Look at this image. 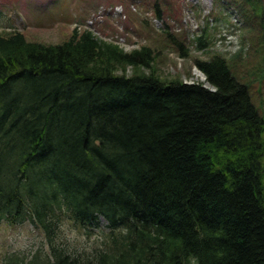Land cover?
<instances>
[{
  "label": "trees",
  "instance_id": "1",
  "mask_svg": "<svg viewBox=\"0 0 264 264\" xmlns=\"http://www.w3.org/2000/svg\"><path fill=\"white\" fill-rule=\"evenodd\" d=\"M156 60L89 29L59 43L0 33V221L47 243L1 264H264V113L249 84L218 53L195 60L204 80L162 77ZM100 217L103 245L66 241V220Z\"/></svg>",
  "mask_w": 264,
  "mask_h": 264
},
{
  "label": "rangeland",
  "instance_id": "2",
  "mask_svg": "<svg viewBox=\"0 0 264 264\" xmlns=\"http://www.w3.org/2000/svg\"><path fill=\"white\" fill-rule=\"evenodd\" d=\"M260 2L259 14L247 19L229 0H0V33L19 30L29 40L59 43L75 29H90L127 51L153 47L158 73L183 81L199 80L195 60L218 53L249 84L252 100L264 113V0ZM198 37H203L201 43ZM99 220L89 228L66 220V241L88 250L103 245L109 228L103 217ZM45 241L29 222L0 221V264L6 252H28Z\"/></svg>",
  "mask_w": 264,
  "mask_h": 264
},
{
  "label": "water",
  "instance_id": "3",
  "mask_svg": "<svg viewBox=\"0 0 264 264\" xmlns=\"http://www.w3.org/2000/svg\"><path fill=\"white\" fill-rule=\"evenodd\" d=\"M195 71H197V73H198V75L200 77V80H204L205 79V75L200 69L199 70L197 69Z\"/></svg>",
  "mask_w": 264,
  "mask_h": 264
}]
</instances>
